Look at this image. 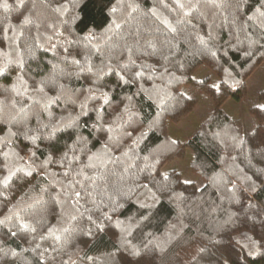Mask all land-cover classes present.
<instances>
[{
  "label": "clouds",
  "instance_id": "1",
  "mask_svg": "<svg viewBox=\"0 0 264 264\" xmlns=\"http://www.w3.org/2000/svg\"><path fill=\"white\" fill-rule=\"evenodd\" d=\"M257 69L264 0H0V264L264 257Z\"/></svg>",
  "mask_w": 264,
  "mask_h": 264
},
{
  "label": "rangeland",
  "instance_id": "2",
  "mask_svg": "<svg viewBox=\"0 0 264 264\" xmlns=\"http://www.w3.org/2000/svg\"><path fill=\"white\" fill-rule=\"evenodd\" d=\"M247 93L240 98L232 97L228 99L223 107L230 113L236 115L242 122L249 123L255 119L260 122L250 111L254 104H264V70L257 69L249 80ZM214 107V103L211 105ZM208 105L197 104L189 114L181 120L174 122L170 129V134L177 138H187L199 122L201 113L206 110ZM190 151V150H189ZM184 159L177 157L170 166H183Z\"/></svg>",
  "mask_w": 264,
  "mask_h": 264
},
{
  "label": "trees",
  "instance_id": "3",
  "mask_svg": "<svg viewBox=\"0 0 264 264\" xmlns=\"http://www.w3.org/2000/svg\"><path fill=\"white\" fill-rule=\"evenodd\" d=\"M226 38V37H225ZM235 56V54H233ZM247 88L244 89L243 91H240V94L237 95H232L230 97H228L225 101H214V107H219V106H223L224 103L232 98V97H236V98H240L243 97L246 93H247ZM195 105L192 106V109L194 108ZM251 113L261 122L264 123V114L261 113L260 109L258 108H253V106L250 109ZM191 112V111H190ZM189 112V113H190ZM188 113V114H189ZM185 117V116H184ZM181 120V119H180ZM183 155H181L180 157H182ZM257 238H259V234L256 233ZM240 244H243L244 241L240 240L239 241ZM240 251L239 248H230L228 250H226V255L229 257V264H239V260L238 257L240 256ZM245 259L247 260V264H264V257H258L256 260H252L250 257H247V254L245 253ZM122 264H127V262L124 261V258L122 257Z\"/></svg>",
  "mask_w": 264,
  "mask_h": 264
}]
</instances>
